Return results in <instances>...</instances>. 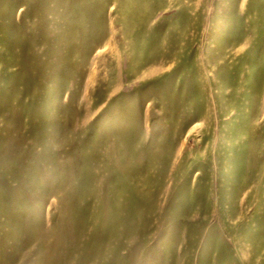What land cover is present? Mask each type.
Instances as JSON below:
<instances>
[{
  "label": "rangeland",
  "instance_id": "obj_1",
  "mask_svg": "<svg viewBox=\"0 0 264 264\" xmlns=\"http://www.w3.org/2000/svg\"><path fill=\"white\" fill-rule=\"evenodd\" d=\"M0 264H264V0H0Z\"/></svg>",
  "mask_w": 264,
  "mask_h": 264
}]
</instances>
